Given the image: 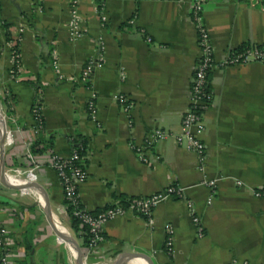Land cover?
<instances>
[{"label":"crops","instance_id":"0c3cea01","mask_svg":"<svg viewBox=\"0 0 264 264\" xmlns=\"http://www.w3.org/2000/svg\"><path fill=\"white\" fill-rule=\"evenodd\" d=\"M194 1L0 0V108L9 136L5 166L30 168L32 142L41 138L50 145L35 155L38 166L33 169L59 221L54 224L81 243L70 227L63 190L48 158H68L82 142L87 176L77 194L88 210L171 183L183 189V198L166 199L154 208L151 224L130 211L106 222L105 240L92 251L81 248L85 264H113L129 253L147 261L123 258L121 264H227L232 259L264 264V198L252 193L264 185V60L209 73L204 172L197 168V155L173 139L181 132L198 59ZM72 14L79 21L77 37L71 36ZM202 17L218 62L240 45L264 44V0H204ZM13 48L19 54L18 78L11 72ZM100 57V66L81 83L88 60ZM119 94L126 100H119ZM37 98L43 117L38 134L31 115ZM91 98L95 119L86 108ZM156 128L173 135L150 145L143 162L135 147ZM203 179H215L214 190ZM23 190L36 195L30 187ZM17 191L0 181V226L7 229L12 263L76 264L72 248L51 228L44 208ZM38 194L44 201L40 190ZM193 214L199 217L201 237ZM165 224L173 230L171 253Z\"/></svg>","mask_w":264,"mask_h":264},{"label":"built area","instance_id":"2783aa9c","mask_svg":"<svg viewBox=\"0 0 264 264\" xmlns=\"http://www.w3.org/2000/svg\"><path fill=\"white\" fill-rule=\"evenodd\" d=\"M204 0H195L191 8V20L196 29V42L198 46V59L195 64L189 88H188V105L181 117V132L173 135L171 131L156 128L145 137L142 145L135 147L138 158L145 162L147 160L146 151L154 142L164 140L170 135H173L174 142L182 145L185 149L194 152L197 155V168L204 172L206 162V144L202 139L204 133L203 115L208 105L212 101V90L209 87V73L216 67L242 64L251 60H264V44L259 46H252L239 51H231L228 53L227 58L218 62L213 55V48L210 40L209 32L203 23L202 10ZM77 0H73L75 4ZM73 13V12H72ZM79 33V21L74 14L71 20V36L77 37ZM54 64L56 63V55L53 51ZM11 61L14 69H11L12 75L18 78L19 71V54L16 48H13L11 53ZM102 58L88 60L85 67L79 75L81 83H87L90 75L96 67L100 66ZM117 98L121 101L126 100V96L119 94ZM87 112L90 118L95 119L96 105L93 98L89 99L86 104ZM31 115L34 120V132L38 134L43 129V120L41 115V100L35 99L31 107ZM77 157L75 150L68 158H60L51 156L48 158V165L53 168L59 178L65 203V208L71 205L74 208V216L79 220L80 225H87L91 233L90 241L86 246V251H92L98 247L104 240L102 234V227L106 222L123 213L130 211L144 217L150 224L153 223L152 214L154 208L161 202L169 198H183V189L176 184H169L163 189L152 192L148 195L135 196L126 205L122 206L119 201L105 206L96 213H91L88 209L80 206L77 190L78 186L86 179L85 170L74 162ZM27 162L30 164L25 174L22 169L17 167L16 174H12L19 183L23 180L35 179L33 168L37 167V162L34 156L27 153ZM8 175V174H6ZM202 184L214 190L216 186L215 179H203ZM252 193L257 198H264V185L259 186L252 190ZM211 201V197L208 202ZM192 222L197 229L199 237L203 235L200 226L199 217L195 214L192 215ZM166 236V249L172 252V233L173 230L170 225L165 224ZM7 229L0 226V264H13L11 260L12 247L6 236ZM83 261L86 257L82 256ZM95 264H110L108 261H101ZM227 264H240L237 260L232 259ZM244 264V263H243Z\"/></svg>","mask_w":264,"mask_h":264},{"label":"water","instance_id":"95a60500","mask_svg":"<svg viewBox=\"0 0 264 264\" xmlns=\"http://www.w3.org/2000/svg\"><path fill=\"white\" fill-rule=\"evenodd\" d=\"M8 133H7V129H6V122H5V118L4 115L2 113V111H0V181L11 188H25V187H29L32 183L30 180H23L20 183L17 184H13L8 182L5 178H6V172H5V141L8 138ZM37 184V183H36ZM37 187L40 190V193L42 195V197L44 198V212H45V217L46 220L48 221L49 225L51 226V228L61 237H63L65 240H67L70 244H71V248L73 251V256H74V260L76 262V264H85L83 259H82V253L80 251L79 245L76 241V239L72 236V234L70 232L68 233H64L62 230H60L53 221L52 218V211L50 209V205L49 202L46 198L45 192L43 190V188L37 184ZM132 257H140L143 258L147 261V258L142 255V254H138V253H129L126 254L125 256H122L121 258L117 259L113 264H121L123 263L125 260L123 258H132Z\"/></svg>","mask_w":264,"mask_h":264},{"label":"trees","instance_id":"16d2710c","mask_svg":"<svg viewBox=\"0 0 264 264\" xmlns=\"http://www.w3.org/2000/svg\"><path fill=\"white\" fill-rule=\"evenodd\" d=\"M254 45H249V44H243L240 45L239 47H237L235 49V51H239L245 48H249L252 47ZM11 69H14L13 66ZM43 120V117H42ZM50 149V145H44V140L41 138H38L36 140H34L32 142V144L29 147V153L35 157V155H41L43 153H45L46 150ZM75 152L77 157L74 159V162L76 164H78L80 167L82 166L81 163V158L82 155L84 153V143L82 142L80 146L75 148ZM133 197H121L119 198V203L124 206L126 205L129 201H131ZM65 203H67L66 199H65ZM80 206H82V204L80 203ZM104 208V207H103ZM102 209V208H101ZM101 209H97V210H89L91 213H96ZM66 212L68 214V217L70 219V227L71 229L74 231V233L76 234V236L81 237L82 241L79 245V248L81 250V248H86V246L88 245V242L90 241L91 238V233L89 231V228L87 227V225H80L79 220L74 216V208L69 205L66 208Z\"/></svg>","mask_w":264,"mask_h":264},{"label":"rangeland","instance_id":"374dc122","mask_svg":"<svg viewBox=\"0 0 264 264\" xmlns=\"http://www.w3.org/2000/svg\"><path fill=\"white\" fill-rule=\"evenodd\" d=\"M0 111H2L1 110V108H0ZM2 113H3V111H2ZM15 169H16V167H11V168H8L7 166H5V172H6V174H8V175H12V174H16V172H15ZM20 169H22V168H20ZM27 170H28V168H24V169H22L21 171H22V173L23 174H25V172H27ZM33 172V174H35V176H36V178L34 179V181H35V183H38L37 182V175H36V172L33 170L32 171ZM18 189V193H17V195L18 196H25L26 198H29V200H33V201H36V203L39 205V207L40 208H43V206L40 204V202H39V200H38V198H37V196L33 193V192H31V191H24L23 190V188H17ZM14 197H16V196H14ZM71 234H72V232L70 231V230H68ZM72 236H73V234H72ZM74 237V236H73ZM75 238V237H74Z\"/></svg>","mask_w":264,"mask_h":264},{"label":"bare ground","instance_id":"6f19581e","mask_svg":"<svg viewBox=\"0 0 264 264\" xmlns=\"http://www.w3.org/2000/svg\"><path fill=\"white\" fill-rule=\"evenodd\" d=\"M9 177L10 178H12V179H9ZM8 182H10L11 183V180H13L14 182H17V183H19V180L18 179H16L14 176H11V175H6V178H5ZM31 185L29 186L31 189H33L34 191H35V193H36V195H37V198H39L40 199V204L42 205V206H44V201H43V199L41 198V196H39V194H38V188H37V186L31 181ZM38 190V191H37ZM52 218H53V220L54 221H56V223H58L59 224V221L57 220V218L55 217V216H53V213H52ZM60 230H62L64 233H68L65 229H61L60 228ZM67 241V240H66ZM67 243L69 244V246L71 247V244L67 241Z\"/></svg>","mask_w":264,"mask_h":264}]
</instances>
